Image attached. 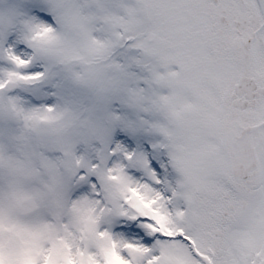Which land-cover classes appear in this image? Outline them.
<instances>
[{"label": "snow or ice", "instance_id": "snow-or-ice-1", "mask_svg": "<svg viewBox=\"0 0 264 264\" xmlns=\"http://www.w3.org/2000/svg\"><path fill=\"white\" fill-rule=\"evenodd\" d=\"M0 264H264V0H0Z\"/></svg>", "mask_w": 264, "mask_h": 264}]
</instances>
